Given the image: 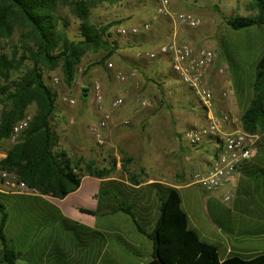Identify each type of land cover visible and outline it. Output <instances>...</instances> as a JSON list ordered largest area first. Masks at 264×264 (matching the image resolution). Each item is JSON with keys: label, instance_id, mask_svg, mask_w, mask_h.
I'll use <instances>...</instances> for the list:
<instances>
[{"label": "crops", "instance_id": "obj_1", "mask_svg": "<svg viewBox=\"0 0 264 264\" xmlns=\"http://www.w3.org/2000/svg\"><path fill=\"white\" fill-rule=\"evenodd\" d=\"M263 27L249 29L258 31ZM171 30L169 20L159 18L153 22L150 32L134 37L130 43L134 46V54L121 51L124 66L129 69L125 74L127 82L135 79L136 87L140 85L144 89L133 105L132 101L126 100L122 112L112 120L118 123L125 119L137 122L146 119L147 145H142L148 150L156 149L157 160L147 161L145 155L126 156L124 161L130 162L131 166L134 161H141L140 168H143L142 173L129 174L133 169L122 167L125 162L121 163V158L117 157L113 160L115 170L108 177L85 174L81 176L78 188L60 199L33 191L0 190V204L7 215L3 236L6 246L16 254L13 264H148L152 259L153 243L147 235L154 230L162 202L170 189H176L180 196L189 229L201 241L215 246L221 261L234 256L252 259L264 254V133L257 135L250 159L242 163L233 184L225 190L232 193L231 199L225 202V192L209 194L196 182L197 175H204L210 169L218 153V142L205 140L199 146L191 147L183 138L186 129L202 126L206 120L198 124L191 119L185 122L178 113L174 115L178 117L179 124L176 125L167 111L142 112L155 107L161 96L158 94L159 98L156 96L153 100V86L142 79L141 73L130 70H137L133 69L135 67L141 70L139 61L150 63L138 58V51L156 49L162 39L169 41ZM147 34L151 37L145 36ZM177 38L183 39L181 32ZM148 67L147 72H151L153 66ZM154 67L159 69L157 64ZM157 75H160L159 70ZM211 76L217 106L221 81L218 76ZM251 98L252 91L240 100V117ZM141 99L148 100L150 106L140 107ZM232 109L236 111L237 108ZM221 110L232 111L226 106ZM158 112L163 116L160 121L153 119ZM122 129L120 131L126 136L134 133L132 128ZM72 142L69 137L64 139L62 148L69 158L75 153ZM123 150L130 153L127 148ZM5 157L6 153L0 150V161ZM127 209L130 214L125 212ZM2 217L0 211V225ZM0 264H8L1 240Z\"/></svg>", "mask_w": 264, "mask_h": 264}, {"label": "trees", "instance_id": "obj_2", "mask_svg": "<svg viewBox=\"0 0 264 264\" xmlns=\"http://www.w3.org/2000/svg\"><path fill=\"white\" fill-rule=\"evenodd\" d=\"M62 7H68L79 20L80 40L70 41L64 29H57L60 21L57 11ZM248 10L252 16L224 18L225 24L234 31L264 26V0H252ZM88 11L89 6L83 0H0V44L12 41L18 32L22 47L21 54L14 48L8 56L0 46V145H9L6 157L0 161V172L15 175L41 195L59 199L78 188L81 176L104 178L115 170L114 162L110 169H97L93 163L82 168L80 161L56 151L59 138L51 126L56 113L55 92L42 80L39 68L42 65L53 70L60 66L70 87L76 67L87 51L101 48L108 57L115 54L117 46L107 39V31L117 22L97 28L89 23ZM28 40L34 45L28 47ZM25 61H30L32 67L10 80V72L19 71ZM251 91L252 98L240 117V125L243 131L259 135L264 133V52L255 64ZM31 107L35 111L29 126L15 144H9L13 126L28 115ZM0 211L3 216L0 240L6 262L13 264L16 254L6 246L3 228L7 215L1 204ZM125 212L130 214L129 209ZM147 236L153 243L148 264H264V254L252 259L234 256L221 261L216 247L201 241L189 229L176 189L169 190L161 205L160 218Z\"/></svg>", "mask_w": 264, "mask_h": 264}, {"label": "rangeland", "instance_id": "obj_3", "mask_svg": "<svg viewBox=\"0 0 264 264\" xmlns=\"http://www.w3.org/2000/svg\"><path fill=\"white\" fill-rule=\"evenodd\" d=\"M83 1L89 6L88 20L90 24L99 28L111 22H117L116 25H113L107 31V39L117 46V50L111 57H108L107 52L101 48H93L87 51L76 67L74 81L70 87L63 79L60 66L53 70H49L45 66L39 65L42 72V80L53 92H55L56 113L51 123L52 128L59 138L58 146L55 149L57 152H63L64 139L66 140L69 137L73 141L72 145L75 149L72 158H74L76 162L80 161L82 168H85L88 163H93L97 169H101L103 166L110 169L111 162L119 157L121 158V163L125 162V164H121L122 167L133 169L129 174H136L137 171L142 173L143 168H140L142 167L141 161L138 163L134 161V164L131 166L130 162L124 160L126 156L138 158L143 155L146 156L145 158L147 161L154 160L155 162L157 160L158 156L156 149L155 151L148 150L145 149V146L143 148L142 145V143L147 145V138L144 133L147 128V120L143 119L138 122L137 120H130L131 123L128 126H123L122 123L120 124L122 120L118 123L112 122L114 116L115 118L118 117L124 109V106H126L125 101L129 99V101H132L133 105L135 98L141 96L144 89L140 85L136 87L135 79L133 80L131 78L132 80L128 82L127 78L124 81L116 79L117 74L125 75L127 73L126 70H129L124 66L125 61L121 51L125 50L127 54H134V46L130 43L133 42L135 39L134 37H136H122L117 33V30L120 27L141 26L144 23L151 22V17L156 8V0ZM251 1L252 0H169L174 11L190 13L199 18L200 25L197 29L191 30L182 27L179 28L178 34L181 32L183 36L182 40H189L197 47L205 46L215 51L217 55L216 63L224 69V74L218 76V79L221 81V90L218 93L219 102H217L215 110L234 114L238 118H240L238 105L241 106L240 100L242 101L245 99V96L249 95L251 91L254 67L264 52V27L260 28L258 31L250 29L234 31L225 24L224 18L252 16L253 13L248 10V4ZM178 5L181 6L176 9ZM57 17L60 18L59 24L57 25L58 30L64 29L70 41H78L81 39L80 22L71 14L68 7L59 8ZM152 24L153 22L151 23L150 30H152ZM149 34L155 36L154 33ZM149 34L145 36L151 37ZM138 36L140 35H137V37ZM20 38L19 33L16 32L12 41L0 44L1 47H4V51L2 52L10 56L13 52L12 49L16 48L19 50V54H21L20 50L22 47ZM166 42L167 40L162 39L158 44L161 45ZM27 44L28 47L34 45L32 40H28ZM148 50L149 51H138V53L144 54L145 52H151L154 51L155 48H149ZM157 61L158 63H156ZM157 61H150V63L139 61V64L142 66L141 70L137 67L133 68L137 70H130L131 72L136 71V74L141 73V75H143L142 79H144L148 85L153 86L152 95H155V97H153L154 99L152 98L153 100L156 99V96L159 98L158 94L161 96L159 101L156 102L155 107H147L148 109L142 112H151L154 110H156V112L167 111L171 115V122H174L176 125L179 124L178 117L174 115L178 113H180L182 116L181 119L185 120V122L189 119L197 124L203 122V120H205V113L202 107L193 97L192 93L182 85L177 76L172 73L168 60L159 58ZM109 62L112 63V68L110 69L106 67V64ZM155 64H157L159 69L154 67ZM150 65L153 66L151 67L153 70L147 72V70H149L148 66ZM31 67L30 61H25L19 68V71L10 72V80H15L20 77L22 72H25ZM155 70L156 73L153 72ZM157 70L160 72L159 76L157 75ZM136 77L139 78L138 75H136ZM54 79H57L58 82L54 83ZM96 85H99V92L103 97L102 103L100 104L95 100ZM223 93L225 96H222ZM62 97L74 99L75 104L72 106L66 104L61 100ZM117 98L123 99V106L119 109L110 111L109 107L111 102ZM224 104L226 108L232 111L221 110L225 107ZM232 108L237 109L235 111ZM101 109L110 111V120L104 130V146L99 148L90 135L89 128L96 125L101 119ZM174 109L176 112H174ZM181 109L182 111L178 112ZM34 111V107H31L27 113L31 116ZM162 118L163 116L158 112V115L154 116L153 119L160 121ZM122 127L132 128L134 133L126 136L120 131L123 130ZM113 133H116L115 135L118 136V138L114 136ZM120 142L122 143L120 144ZM7 145L8 144L0 145V150L6 152ZM83 147H85V149H83ZM123 148H127L130 153L125 152ZM101 162L107 164L103 165ZM114 219H116V217H114ZM100 221L103 222L102 219H100Z\"/></svg>", "mask_w": 264, "mask_h": 264}, {"label": "built area", "instance_id": "obj_4", "mask_svg": "<svg viewBox=\"0 0 264 264\" xmlns=\"http://www.w3.org/2000/svg\"><path fill=\"white\" fill-rule=\"evenodd\" d=\"M159 18H166L172 25V38L166 43L158 45L151 52L138 54V58L147 61H154L159 58L167 59L171 71L177 76L199 102L205 113L206 123L202 126H194L185 130L184 140L191 147H197L205 140H216L218 142V153L212 162L210 169L204 175H197L196 182L209 194H219L225 192L233 184L235 175L243 162L251 157L252 147L258 136L249 134L241 128L240 118L234 114L216 111V92L211 83V75L222 76L224 69L216 63V53L212 48L205 46L197 47L189 40L177 38L179 28L197 29L200 25L199 18L190 13L177 12L171 7L169 0H156V8L151 17V22L141 26L120 27L117 33L122 37L137 36L140 33L149 32L151 23ZM144 55V56H143ZM107 68H112V63L106 64ZM134 74V73H133ZM119 81L126 80L124 74H117ZM54 83L58 80L54 79ZM99 85L95 86V97L98 104L102 103L103 97L99 92ZM222 96H225L223 93ZM68 105H74L75 100L68 97L61 99ZM122 98L113 100L109 110H116L123 106ZM142 108L150 106V102L145 99L139 101ZM101 109V119L89 128L90 135L96 142L97 147L104 146V130L110 120V111ZM31 116L26 115L15 124L10 133L8 143L13 145L17 142L20 134L29 126ZM123 126L130 125V120L125 119ZM0 190L9 192H30L23 182L15 175L7 172H0ZM232 197L231 192H225L223 200L228 202Z\"/></svg>", "mask_w": 264, "mask_h": 264}]
</instances>
